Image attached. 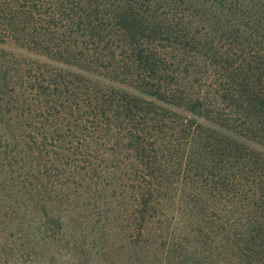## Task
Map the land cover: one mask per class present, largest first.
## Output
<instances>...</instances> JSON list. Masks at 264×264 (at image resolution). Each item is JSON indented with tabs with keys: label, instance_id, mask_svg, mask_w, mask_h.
I'll list each match as a JSON object with an SVG mask.
<instances>
[{
	"label": "trees",
	"instance_id": "1",
	"mask_svg": "<svg viewBox=\"0 0 264 264\" xmlns=\"http://www.w3.org/2000/svg\"><path fill=\"white\" fill-rule=\"evenodd\" d=\"M209 1L0 0V171L51 239L106 161L138 229L181 216L205 259L264 264V0L198 28Z\"/></svg>",
	"mask_w": 264,
	"mask_h": 264
},
{
	"label": "rangeland",
	"instance_id": "2",
	"mask_svg": "<svg viewBox=\"0 0 264 264\" xmlns=\"http://www.w3.org/2000/svg\"><path fill=\"white\" fill-rule=\"evenodd\" d=\"M227 2H205V18H192L191 23L198 28L214 25L220 6ZM91 150L93 159L104 154L98 147ZM109 164L98 166L95 182L85 184L87 189L73 208L63 213L54 210L61 226L52 239V233L45 234L38 224L46 213V198H23L6 185L0 171V220L4 221L0 224V264H217L214 256L213 261L205 259L190 243L181 216H175L168 228L156 218L138 229L135 218L140 198L121 176L123 165L107 170ZM109 173L116 178L111 180Z\"/></svg>",
	"mask_w": 264,
	"mask_h": 264
}]
</instances>
